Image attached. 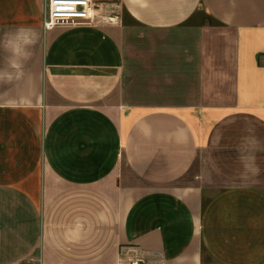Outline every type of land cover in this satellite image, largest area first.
<instances>
[{
  "label": "crops",
  "instance_id": "crops-1",
  "mask_svg": "<svg viewBox=\"0 0 264 264\" xmlns=\"http://www.w3.org/2000/svg\"><path fill=\"white\" fill-rule=\"evenodd\" d=\"M46 1L0 0V264H264V0ZM135 32L189 103L129 102Z\"/></svg>",
  "mask_w": 264,
  "mask_h": 264
},
{
  "label": "rangeland",
  "instance_id": "rangeland-1",
  "mask_svg": "<svg viewBox=\"0 0 264 264\" xmlns=\"http://www.w3.org/2000/svg\"><path fill=\"white\" fill-rule=\"evenodd\" d=\"M95 2L96 8L100 10L103 8L106 15L116 13L121 9L118 0H95ZM104 19L113 21L111 17H104ZM141 34L140 32L132 33L125 40L130 68L128 77L124 81L123 91H125L129 102L150 105L189 103L182 93L176 92L178 80L170 75L174 71L167 68L168 62L160 52L171 43L169 36L154 32ZM140 45L149 46L150 50L142 52ZM206 156L211 158V151L207 152ZM200 162H197L192 168L191 176L195 174L205 175L209 177L211 182L215 183L213 180V174L217 176L215 168L210 162L207 164L202 160ZM228 183L240 182L235 180L223 181L217 183L216 186Z\"/></svg>",
  "mask_w": 264,
  "mask_h": 264
},
{
  "label": "built area",
  "instance_id": "built-area-1",
  "mask_svg": "<svg viewBox=\"0 0 264 264\" xmlns=\"http://www.w3.org/2000/svg\"><path fill=\"white\" fill-rule=\"evenodd\" d=\"M44 10L46 29L90 24L97 17L95 0H47Z\"/></svg>",
  "mask_w": 264,
  "mask_h": 264
}]
</instances>
